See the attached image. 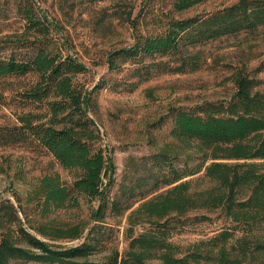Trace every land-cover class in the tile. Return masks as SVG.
<instances>
[{
    "label": "trees",
    "instance_id": "trees-1",
    "mask_svg": "<svg viewBox=\"0 0 264 264\" xmlns=\"http://www.w3.org/2000/svg\"><path fill=\"white\" fill-rule=\"evenodd\" d=\"M153 1H143L137 18ZM207 1L172 0L164 27L149 34H138L139 22L129 10L135 44L112 52L109 68L118 70L129 59L169 55L178 63L149 65L162 74L196 71L200 54L190 53L185 45L264 28V0H238L202 17L172 16ZM17 11L24 23L7 36L14 41L0 44V54H11L0 55V78L35 75L37 81L19 96L37 104L39 111L20 114L16 125H0V147L36 144L53 156L70 182L60 173L40 178L27 199L37 208L29 229L19 217L20 207L10 200L0 203V264H264V90L259 89L262 80L252 77L245 66L231 76L236 92L227 104H208L197 113L175 112L171 136L187 151L188 164L200 161L176 182L203 175L181 181L132 210L123 253L115 249L103 261L82 260L93 249L91 242L70 248L54 244L84 236V224L51 218L55 211L76 205L81 195L97 202L91 215L94 222L102 223L108 210L121 215L123 210L118 199L110 198L116 167L89 114L94 107L92 90L77 80L89 68L74 56L60 24L38 9L37 0H22ZM164 16L155 24L160 26ZM159 156L168 160L171 152L164 148ZM195 211H221L226 224L187 247L174 243L172 225H183L181 218ZM210 219L206 214L196 218ZM137 225L149 229L135 234Z\"/></svg>",
    "mask_w": 264,
    "mask_h": 264
},
{
    "label": "rangeland",
    "instance_id": "rangeland-1",
    "mask_svg": "<svg viewBox=\"0 0 264 264\" xmlns=\"http://www.w3.org/2000/svg\"><path fill=\"white\" fill-rule=\"evenodd\" d=\"M143 1L37 0L38 9L60 24L74 56L89 68L87 73L79 74L77 80L92 90L94 107L89 114L99 125L103 147L116 167L110 198L121 202L123 215L120 211L108 210L102 223L94 222L91 215L97 202L83 195L78 197L76 205L51 215L57 222L85 225L82 238L54 242L65 248L91 242L93 249L82 260L103 261L115 249L123 253L128 247L127 219L132 210L181 181L197 180L203 175L201 172L176 182L200 162L194 160L188 164L187 151L171 136L176 111L197 113L208 104H227L236 92L231 76L235 69L244 66L252 77L262 80L259 89L264 90V28L196 46L185 45L183 48L190 53L200 54V67L196 71L162 74L149 65L161 61L167 65H172L173 61L178 63L175 56L169 55L129 59L118 70H111L107 63L111 53L135 44L134 29L128 22L129 10H133L131 18L139 22L138 34L159 32L168 20L172 0H154L137 18ZM237 1L208 0L182 14L172 13V16L177 19L202 17ZM21 2L0 0L1 46L6 40L14 41L7 36L24 23L17 11V4ZM161 15L165 16L158 26L155 21ZM23 55L16 54L18 58ZM36 81L35 75L0 78V125H16L20 114L39 111L37 104L22 101L19 96ZM164 148L171 152L168 160L159 156ZM55 173L70 182V177L53 156L36 144L0 147V203L10 200L15 207H20L24 215L19 212V217L29 229L36 221L37 208L36 204H27L28 195L41 177ZM203 214L211 219L196 220ZM181 220L183 225H172V239L183 247L213 236L226 224L221 211L190 212ZM147 229L148 226L137 225L135 234Z\"/></svg>",
    "mask_w": 264,
    "mask_h": 264
}]
</instances>
